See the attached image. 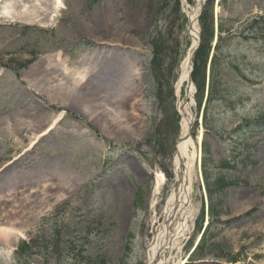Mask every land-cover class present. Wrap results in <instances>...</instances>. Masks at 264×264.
I'll list each match as a JSON object with an SVG mask.
<instances>
[{"label": "rangeland", "instance_id": "obj_1", "mask_svg": "<svg viewBox=\"0 0 264 264\" xmlns=\"http://www.w3.org/2000/svg\"><path fill=\"white\" fill-rule=\"evenodd\" d=\"M194 1L0 0V220L16 219L0 264H144L174 184ZM203 7L212 37L192 71L196 216L167 264L201 241L187 264H264V0ZM55 231L63 238L50 255ZM29 235L48 246L21 258Z\"/></svg>", "mask_w": 264, "mask_h": 264}, {"label": "bare ground", "instance_id": "obj_2", "mask_svg": "<svg viewBox=\"0 0 264 264\" xmlns=\"http://www.w3.org/2000/svg\"><path fill=\"white\" fill-rule=\"evenodd\" d=\"M201 2L202 0H195V2L192 5V8H190L191 11L190 12L187 11L189 12L188 13L189 19L191 20L194 28L187 32L188 36L191 38L192 46L196 45L197 43V26L195 23V16L199 11V6ZM25 11H27V9H25ZM189 56L190 54L188 52L187 56L182 62L179 81H178V88L185 81H187V76L189 73V62H190ZM52 68L55 69V72L58 71L57 64H54ZM136 75H138V73L132 75V77L134 78L132 79L131 82L132 84H130V88L128 90L130 91L129 95L131 96V101L128 104L129 113L131 116H133V118L137 117L138 111L140 110L139 107L137 106L136 101L141 96V94H138L140 93L139 89L133 85L137 77ZM77 77H79V79L82 80L84 78V74L79 71L77 72ZM72 79H75L76 84H79L80 81L76 80V78L72 77ZM50 82L51 81H49L48 84ZM131 85L134 87L131 88ZM71 91H72L71 88L67 86L64 88V91H60V92L56 91V92L60 95H66L72 93ZM193 91H194L193 87L190 86L189 92H186V95L188 97V102L186 103L185 107L181 108L180 107L181 103L178 104V113L181 118L180 119L181 139L178 141V145L176 146L175 154L173 156V168L177 175L178 187L172 188L170 190V193L165 201V205L163 208L164 218L166 220V223H162L161 225H159V227L157 228L156 239L154 243L148 246L147 258L148 257L149 258L147 262L153 258L156 251H157V256H159V260H156L154 264H167L168 259L173 257L172 251L174 249L177 251L180 249L181 245L185 240L184 238L191 231L192 228L191 226L196 215V209L190 204V196L192 191V175L195 171L196 162L199 157L197 144L200 143L201 132L197 134V137L194 140L193 138H191L188 131L189 124H191L193 117V113L191 112L190 109V103H192L193 101ZM73 94H79V93L73 92ZM85 96L86 95H83L84 99H86ZM71 98H77V97L73 96L72 94H70V96L62 97V99H65L69 103H71L70 100ZM59 116L60 115H58L57 118ZM35 122L41 124L42 121L39 120ZM45 180L48 179L46 178ZM162 180H163V176L162 174H159L156 180V188H155L156 192L158 191V187L162 182ZM44 186L42 185V187H40L41 188L40 190H44L43 189ZM32 187L33 186H29V188ZM15 220H16L15 218L13 219L12 217H8V216L0 220V239L12 240L16 238V236L12 233L11 230V228L14 227L13 222ZM168 222H170L169 225H167ZM158 250H161L162 252H158ZM183 262H184L183 259L182 260L177 259V260H173L170 264H182Z\"/></svg>", "mask_w": 264, "mask_h": 264}, {"label": "trees", "instance_id": "obj_3", "mask_svg": "<svg viewBox=\"0 0 264 264\" xmlns=\"http://www.w3.org/2000/svg\"><path fill=\"white\" fill-rule=\"evenodd\" d=\"M163 1H164V3H163ZM177 1L178 0H176V4H177ZM168 2H169V0H160V4L165 9H166V7H168V6H166ZM174 8L176 9V8H178V6H174ZM209 22L210 21L208 19L207 10H206V8H204L202 14L200 15L201 32H202V44H200V47H199V49L196 52L195 61H198L201 58V56L203 57L207 53V50L209 48L210 39L212 37V27H210V25H208ZM157 34H159V33H157ZM159 38H160V36L157 35L156 39L159 40ZM160 50H162V47L159 49V47L157 45H155V47L153 49V52H152L153 53L152 63L153 62L155 63V61H157ZM202 51H203L204 55H201ZM154 53L158 54V55L154 56ZM215 62H216V64H215ZM197 64L198 63H195V66H197ZM214 64L215 65H219V62L217 61V57L213 59V65ZM211 70H213V69L211 68ZM152 74H154L153 71H152ZM195 74H196V70H194V72H193L194 79H195ZM58 235H59V232L56 231V234L54 236H52L54 238V246H53V252H51V253L58 252L57 247L60 244V241L58 239V237H59ZM44 243H45V241L43 240V238H40L39 235H38V237L36 236L35 239L31 240L30 244H25L24 242H22L19 245V247L17 248L15 253L19 257H21V258L23 257L24 258V257L30 256L33 253L32 249L35 248V249H38L37 252L41 254L42 250H43V247H44V249H46V247L48 246V245H46ZM198 248L200 249V251H204L202 246H200ZM234 259H235V257L231 258V260H233V261H234Z\"/></svg>", "mask_w": 264, "mask_h": 264}, {"label": "water", "instance_id": "obj_4", "mask_svg": "<svg viewBox=\"0 0 264 264\" xmlns=\"http://www.w3.org/2000/svg\"><path fill=\"white\" fill-rule=\"evenodd\" d=\"M203 3H201V5H202ZM197 19V16H196V18H195V20ZM189 29L190 30H192L193 29V24H192V22H191V20L189 19ZM199 41H200V39L199 38H197V44H196V46H194V47H192V49L190 50V66H192V64H193V59H194V55H195V52H196V50H197V48H198V45H199ZM191 85V69H190V73H189V77H188V84H187V88H189V86ZM183 105H184V103H183ZM192 123V122H191ZM190 129H191V124H189V134H190ZM180 140V139H179Z\"/></svg>", "mask_w": 264, "mask_h": 264}]
</instances>
